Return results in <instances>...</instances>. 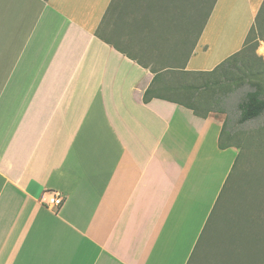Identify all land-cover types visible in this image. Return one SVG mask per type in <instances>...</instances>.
Returning a JSON list of instances; mask_svg holds the SVG:
<instances>
[{
  "label": "crops",
  "instance_id": "crops-1",
  "mask_svg": "<svg viewBox=\"0 0 264 264\" xmlns=\"http://www.w3.org/2000/svg\"><path fill=\"white\" fill-rule=\"evenodd\" d=\"M113 2L0 0V264H191L233 171L218 114L144 102ZM263 3L218 0L183 70L241 52Z\"/></svg>",
  "mask_w": 264,
  "mask_h": 264
},
{
  "label": "rangeland",
  "instance_id": "rangeland-1",
  "mask_svg": "<svg viewBox=\"0 0 264 264\" xmlns=\"http://www.w3.org/2000/svg\"><path fill=\"white\" fill-rule=\"evenodd\" d=\"M199 3L200 0H117L112 19L120 21V24L125 21L119 20L124 16L123 11H120L124 5L128 7L127 14H134L136 20H141L148 9L154 15L148 16V19H164L163 30L151 34L144 28L133 34L134 39L141 43L140 49L133 51L135 57L145 65L160 69V66H170L175 61L180 64L186 61L190 41L194 44L204 24L201 22L196 25L194 34L189 36V19L198 10ZM121 28L126 27L122 25ZM239 54L241 56L236 66L228 73L230 80L237 81L231 85L234 96L215 107L216 110L225 112L218 114L224 121L228 117L227 133L231 144L239 152L230 183L232 190L226 199L222 215L210 225L191 264H237L235 257L241 253H233L231 250H236V246H243L242 243L247 238H261V233L264 234V117L241 123L239 108L250 88L247 76L251 68L264 65V35L256 31L252 41L245 44ZM242 264L247 262L244 260Z\"/></svg>",
  "mask_w": 264,
  "mask_h": 264
},
{
  "label": "trees",
  "instance_id": "trees-1",
  "mask_svg": "<svg viewBox=\"0 0 264 264\" xmlns=\"http://www.w3.org/2000/svg\"><path fill=\"white\" fill-rule=\"evenodd\" d=\"M116 2L117 0H114L109 10V14L111 12H114ZM217 2L218 0H200L198 10L195 12L194 16L191 18L189 16V36H192L194 34L193 29L197 28L196 25L201 22H203L204 24L194 44H191L190 41V50L189 54L186 55V60L193 56L200 36L204 31V28L206 27ZM126 8L128 7H125V5L123 6V10H121L122 7L120 8V11H123L124 16L120 17L119 20H125L121 23V26H125V29L129 32V34L133 35V33H136L139 29L144 28V30H146L147 32L154 34L157 31L163 30L165 28L164 19L160 20L155 17L153 19H148V16H154L150 13L151 11H149V9H146L148 13L143 16V20H136L134 14H127ZM120 11L119 14H122ZM256 23L257 25H254L252 27L247 37L245 43L247 45L250 41H252V38L255 35L256 31L264 35V3L256 18ZM240 56L241 55L239 53L235 54L211 72L185 71L183 69H185L184 64H186V61L183 65L180 64V62L175 61L173 62V64H170V66L164 69H157L152 66L143 64L145 68L150 69L151 72L155 75L153 84L145 93L144 102L148 104L154 99L168 101L193 111L196 116L203 119L208 118L213 113L225 114L224 111L216 110L215 107L226 103L228 99L233 98L234 96L233 87L231 85L236 84L237 81L233 82L232 80H230L228 78V73L234 68V66H236ZM165 69L170 70L166 71ZM247 79L250 81V88L245 93L239 105L242 118L241 123L254 121L261 117H264V65H260L257 68L252 67L247 76ZM242 86H245V84H242ZM227 121L228 117L225 121L223 133L220 140L221 149L235 146L231 144V138L227 133ZM236 163H238V158ZM236 163L219 197L218 203L209 218L207 227L205 228L197 249L200 247L202 241H204V239L206 238L207 231L210 228V225L213 223L214 219L222 215L226 199L229 198L228 196L232 190L230 183L232 181V174L236 168ZM248 215H250L249 217H251V214ZM262 230L264 231V226H262ZM262 236H264L263 233H261V238L257 236H254L255 238L253 237L252 240L250 238H247L248 240L244 241L243 243L239 242L242 243L243 246H236V250H231L233 253L236 251H240L241 253L237 255V257H235L237 264H242L244 260L247 262V264H264V237ZM243 255H245V257Z\"/></svg>",
  "mask_w": 264,
  "mask_h": 264
},
{
  "label": "built area",
  "instance_id": "built-area-1",
  "mask_svg": "<svg viewBox=\"0 0 264 264\" xmlns=\"http://www.w3.org/2000/svg\"><path fill=\"white\" fill-rule=\"evenodd\" d=\"M65 199L58 193H50L44 199V204L55 211L60 210L64 205Z\"/></svg>",
  "mask_w": 264,
  "mask_h": 264
}]
</instances>
